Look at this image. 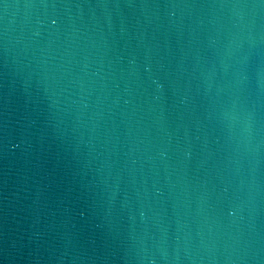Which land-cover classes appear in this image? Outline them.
Masks as SVG:
<instances>
[{"label":"water","instance_id":"1","mask_svg":"<svg viewBox=\"0 0 264 264\" xmlns=\"http://www.w3.org/2000/svg\"><path fill=\"white\" fill-rule=\"evenodd\" d=\"M0 264H264V0H0Z\"/></svg>","mask_w":264,"mask_h":264}]
</instances>
